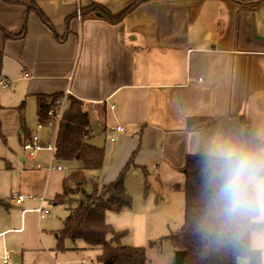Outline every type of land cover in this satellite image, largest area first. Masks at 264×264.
Masks as SVG:
<instances>
[{
    "label": "crops",
    "instance_id": "1",
    "mask_svg": "<svg viewBox=\"0 0 264 264\" xmlns=\"http://www.w3.org/2000/svg\"><path fill=\"white\" fill-rule=\"evenodd\" d=\"M257 1L150 0L110 27L81 21L77 12L94 3L117 14L133 0H34L55 33L65 37L59 44L33 14L24 39H4L2 31L20 32L29 0H0V82L7 85L0 86V154L10 139L19 142L20 102L65 92L84 103L90 144L104 150L97 185L112 183L133 157L138 169L126 175L128 194L132 178L144 173L183 178L185 158L199 156L217 135L244 139L241 120L255 134L264 132V4L255 11L249 7ZM190 119L215 123L194 130L187 126ZM57 166L62 170L48 175L21 173L18 193L52 204L69 174L65 165ZM90 175L85 173L88 180ZM25 203L11 202L21 222L42 206L35 199ZM58 230L52 232L55 241ZM83 249L59 253L54 247L49 254Z\"/></svg>",
    "mask_w": 264,
    "mask_h": 264
},
{
    "label": "trees",
    "instance_id": "2",
    "mask_svg": "<svg viewBox=\"0 0 264 264\" xmlns=\"http://www.w3.org/2000/svg\"><path fill=\"white\" fill-rule=\"evenodd\" d=\"M149 1L133 0L128 8L117 14H112L107 9L92 3L88 8L79 10V17L81 21L98 20L113 27L122 23L133 11ZM262 4L264 0L250 4V10L255 11ZM30 14L53 33L54 39L59 44L64 42L65 37L61 38L55 33L50 20L41 12L34 0H29L24 6L20 32L12 35L2 31L4 39H24L27 18ZM61 100L63 94L35 96L37 124L46 127L51 122L48 113L55 111L57 109L55 103ZM17 111L20 114L19 144L23 146L31 139L24 122V102ZM214 123L213 120L190 119L187 126L198 130L207 129ZM241 125L244 129V139L255 137L254 129L249 122L241 120ZM91 138L92 133L84 103L66 97L64 111L54 130L52 154L55 162L68 167L69 173L63 181L62 193L52 202L53 206L61 208L66 214L60 221V229L55 232V251L59 253L74 251L80 243L85 249L98 251L95 264H147L143 248L122 246L121 240L124 234L115 232L106 224L107 214L120 215L132 208V198L125 189V178L128 173L138 168L134 166L132 157L112 183L97 185L95 180L103 166L104 150L91 145ZM179 172L183 177V186L182 189L178 186L176 189L184 196L183 223L175 234L164 240L170 243L174 253L185 254L182 264H236V257L240 255L238 251L231 248H217L203 239L196 230L197 222L204 211L202 165L199 156L185 158ZM85 173L91 174L90 180L85 177ZM146 177L147 174L144 173V179ZM88 182L91 185L90 191L86 190ZM66 245H70L71 249ZM150 246L155 247V243H151ZM250 264H259L258 256H253Z\"/></svg>",
    "mask_w": 264,
    "mask_h": 264
},
{
    "label": "rangeland",
    "instance_id": "3",
    "mask_svg": "<svg viewBox=\"0 0 264 264\" xmlns=\"http://www.w3.org/2000/svg\"><path fill=\"white\" fill-rule=\"evenodd\" d=\"M23 102L24 122L31 136H34L37 129L35 102L24 99L17 107ZM9 125V121L6 122L4 129ZM44 129L40 135V141L48 144L54 133L51 128ZM95 137L100 139L102 134ZM98 139L97 142H99ZM1 150L0 264L5 254L11 261L17 258L18 264H82V262L95 264L98 255L96 250L83 249L78 253H65L57 257L49 254V250L56 245L52 232L60 229V220L66 215L61 208L53 206L48 201L39 200L44 199L43 196L24 194L32 200L42 202V206L34 209L47 211L49 216L42 219L33 210L28 215H23L21 222L19 211L11 206L10 195H12L11 192H19L21 173L47 174L50 169L57 168L59 163L51 162L50 154L47 153H39L33 161H29L28 153L24 152L17 138L10 139ZM20 159L24 162H20ZM64 169L68 170V167L65 165ZM131 182L129 195L133 200L132 208L120 215L107 214L106 224L115 232L124 234L121 240L122 246L143 248L147 264H174V251L164 238L175 234L183 223L184 196L176 189L177 186L182 189L183 178L179 175L160 173L159 175L150 174L145 179L140 175L132 178ZM86 190H91L89 182ZM164 199L168 200V204L163 203ZM32 200L27 199L25 204ZM17 230L21 231L17 232ZM151 243H155V247H151ZM78 244V246L81 245Z\"/></svg>",
    "mask_w": 264,
    "mask_h": 264
},
{
    "label": "clouds",
    "instance_id": "4",
    "mask_svg": "<svg viewBox=\"0 0 264 264\" xmlns=\"http://www.w3.org/2000/svg\"><path fill=\"white\" fill-rule=\"evenodd\" d=\"M199 155L204 211L196 230L217 248L240 253L236 264L258 256L264 264V132L254 138H212Z\"/></svg>",
    "mask_w": 264,
    "mask_h": 264
},
{
    "label": "built area",
    "instance_id": "5",
    "mask_svg": "<svg viewBox=\"0 0 264 264\" xmlns=\"http://www.w3.org/2000/svg\"><path fill=\"white\" fill-rule=\"evenodd\" d=\"M77 15L79 17V11L77 12ZM0 86L2 89H6V87H7V85L4 82H0ZM66 97H71L70 92H65L63 100L57 101L55 103V106L57 109L53 112L50 111L48 113V117L51 119V122H49L46 127L41 125V124H37L36 134L34 136H31V139L23 144V150L25 153H28L29 159H33L35 157V155L40 153V152H46V153H49L51 155L53 154V151H54V135H53V138H52L50 143L44 144L39 139V133L44 128H51L53 130V133H54L55 126L59 122V120L61 119L62 113L64 111V100L66 99ZM116 132L121 133L122 129L117 128ZM112 141H114V139H112ZM57 170L61 171L62 169L57 168ZM27 199L32 200V198L21 195L19 193H12V195H11V202L15 206H20ZM35 213L42 219L49 215V212L43 211L40 209L35 210ZM2 264H12V261L7 254H5V256L3 257Z\"/></svg>",
    "mask_w": 264,
    "mask_h": 264
},
{
    "label": "water",
    "instance_id": "6",
    "mask_svg": "<svg viewBox=\"0 0 264 264\" xmlns=\"http://www.w3.org/2000/svg\"><path fill=\"white\" fill-rule=\"evenodd\" d=\"M254 40H258L256 36H254ZM175 260L174 264H182L185 254L183 252H175ZM12 264H17L16 259L14 258Z\"/></svg>",
    "mask_w": 264,
    "mask_h": 264
},
{
    "label": "bare ground",
    "instance_id": "7",
    "mask_svg": "<svg viewBox=\"0 0 264 264\" xmlns=\"http://www.w3.org/2000/svg\"><path fill=\"white\" fill-rule=\"evenodd\" d=\"M63 97H64V94H63Z\"/></svg>",
    "mask_w": 264,
    "mask_h": 264
}]
</instances>
